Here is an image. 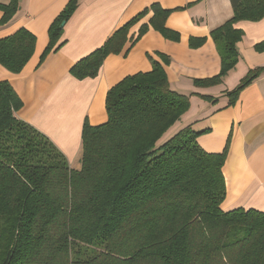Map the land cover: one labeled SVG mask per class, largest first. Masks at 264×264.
Returning <instances> with one entry per match:
<instances>
[{"label":"trees","instance_id":"16d2710c","mask_svg":"<svg viewBox=\"0 0 264 264\" xmlns=\"http://www.w3.org/2000/svg\"><path fill=\"white\" fill-rule=\"evenodd\" d=\"M233 17L211 32L221 58L217 76L196 87L220 85L237 66L242 21L264 18V0H230ZM79 5L71 0L49 28L41 58L64 42L63 23ZM19 0L0 4L7 25ZM150 12L132 45L149 25L173 42L180 34L166 26L169 10L159 4L117 30L100 48L77 62L78 80L96 78L105 59L121 54L130 29ZM64 24V25H65ZM206 38H190L193 49ZM36 37L26 29L0 40V64L20 73L34 54ZM264 52V41L255 46ZM123 79L108 91V120L85 123L81 168L72 169L50 139L17 116L23 102L8 82H0V264H264V211L223 209L227 196L223 167L230 140L221 153H208L191 125L179 129L190 97L170 88L164 65ZM264 73L251 70L230 92L229 106ZM213 102L211 97H202Z\"/></svg>","mask_w":264,"mask_h":264},{"label":"crops","instance_id":"0c3cea01","mask_svg":"<svg viewBox=\"0 0 264 264\" xmlns=\"http://www.w3.org/2000/svg\"><path fill=\"white\" fill-rule=\"evenodd\" d=\"M71 0H19L14 18L0 26V40L26 29L36 37L34 54L20 73L0 64V82H8L21 98L17 116L30 124L65 156L70 167L81 168L82 133L85 123L107 122L108 91L128 76L152 70L151 58H170L164 65L170 88L189 96L191 107L177 129L188 125L199 132L198 144L208 153H221L230 140L223 167L227 196L223 209L264 211V73L247 86L229 106L227 92L240 85L248 73L264 67V52L255 46L264 41V18L242 21L244 32L237 45L239 62L220 85L196 87L194 81L217 76L221 58L211 32L233 17L230 0H79L73 16L64 25V45L41 58L49 44V28ZM10 0H0L7 5ZM153 4L169 10L166 26L180 34L173 42L149 25V30L132 45L142 24H149L150 12L130 29L129 41L121 54L109 55L96 78L78 80L72 67L103 44L120 28ZM3 12L0 10V21ZM190 38H206L193 49ZM202 97H211L213 102Z\"/></svg>","mask_w":264,"mask_h":264},{"label":"rangeland","instance_id":"374dc122","mask_svg":"<svg viewBox=\"0 0 264 264\" xmlns=\"http://www.w3.org/2000/svg\"><path fill=\"white\" fill-rule=\"evenodd\" d=\"M178 129H173L171 132H169L166 136H165V141L170 139L175 133H177Z\"/></svg>","mask_w":264,"mask_h":264},{"label":"water","instance_id":"95a60500","mask_svg":"<svg viewBox=\"0 0 264 264\" xmlns=\"http://www.w3.org/2000/svg\"><path fill=\"white\" fill-rule=\"evenodd\" d=\"M65 23H63V26H64Z\"/></svg>","mask_w":264,"mask_h":264}]
</instances>
